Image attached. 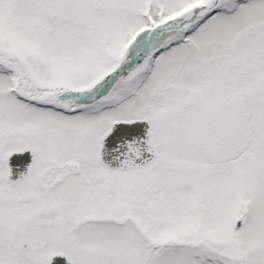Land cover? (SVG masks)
Returning <instances> with one entry per match:
<instances>
[{"label": "snow or ice", "instance_id": "obj_1", "mask_svg": "<svg viewBox=\"0 0 264 264\" xmlns=\"http://www.w3.org/2000/svg\"><path fill=\"white\" fill-rule=\"evenodd\" d=\"M0 264H264V0H0Z\"/></svg>", "mask_w": 264, "mask_h": 264}]
</instances>
